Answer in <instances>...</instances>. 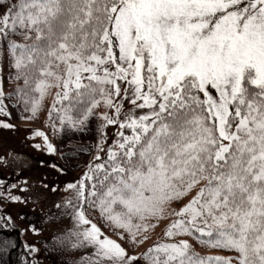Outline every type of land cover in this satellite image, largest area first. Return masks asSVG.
<instances>
[{
    "label": "snow or ice",
    "instance_id": "1",
    "mask_svg": "<svg viewBox=\"0 0 264 264\" xmlns=\"http://www.w3.org/2000/svg\"><path fill=\"white\" fill-rule=\"evenodd\" d=\"M0 52L23 82V119L55 89L61 131L102 122L105 156L67 185L77 203L65 239L92 249L86 264H264V0H0ZM4 98L0 87L10 116ZM108 126L118 130L105 150ZM86 206L133 246L175 219L131 254ZM185 236L235 255L201 256Z\"/></svg>",
    "mask_w": 264,
    "mask_h": 264
},
{
    "label": "rangeland",
    "instance_id": "2",
    "mask_svg": "<svg viewBox=\"0 0 264 264\" xmlns=\"http://www.w3.org/2000/svg\"><path fill=\"white\" fill-rule=\"evenodd\" d=\"M22 84L11 78L7 54L0 52V87L4 91L6 111L10 113V116H0V122L15 126L0 127V219L2 223L12 224V227L20 231V240L23 244L21 248L28 253L29 264H86L87 258L92 256V249L70 251L65 239L67 231L73 228L75 223L67 201L77 203L75 190H67V185L82 178L87 165L93 162L97 154L105 156V152H98L97 147L98 143H103L99 130V124L102 122L93 118L81 130H71L65 126L61 131L57 112L51 111L52 119L49 117L55 89L44 98L35 117L23 119L22 117L31 114L22 108L23 102L16 91ZM131 107L125 101L124 110L129 111ZM98 111L104 112L107 109L101 106ZM136 112L140 114V110ZM36 130L45 133L48 142L55 149L54 152L48 151L43 137L35 136ZM117 130L118 126H108L104 129L107 134V143L103 144L105 150L116 138L114 133ZM13 185L15 187H12ZM53 188L56 191H53ZM195 194L193 191L170 207L178 209ZM12 196L19 197L20 200L14 201L10 198ZM86 216L97 223L106 235L118 240L113 229L100 217L98 211L86 206ZM173 219L175 217L169 216L161 220L155 228H149L145 233L149 238L142 245L133 246L126 241L118 242L131 254H140L153 243L165 239L162 235L163 230ZM180 238L188 240L193 245V250L201 256L235 255L234 252L207 248L188 236L177 237ZM25 245L35 247L37 251L31 252ZM139 264L146 262L141 259Z\"/></svg>",
    "mask_w": 264,
    "mask_h": 264
},
{
    "label": "trees",
    "instance_id": "3",
    "mask_svg": "<svg viewBox=\"0 0 264 264\" xmlns=\"http://www.w3.org/2000/svg\"><path fill=\"white\" fill-rule=\"evenodd\" d=\"M11 71L12 70L9 68V73H11ZM19 82H21V84L23 83L22 81H19ZM22 108H24V107H22ZM50 119H52V115H51ZM30 214H34V212H30ZM27 217H28V214H27ZM39 224H41V222ZM10 227H12V224L9 225L8 223L7 224L2 223V221L0 219V228L1 229H4V230L8 231ZM7 239L8 238H6L2 234H0V264H4L5 263L6 257H7V253H8V249L10 247V245L8 246V245L5 244V241ZM11 256H12V259H13L14 263L16 262L15 264H18V263L19 264H29V262H28V253H26V251H24V249L21 248V246H17V247L12 248Z\"/></svg>",
    "mask_w": 264,
    "mask_h": 264
},
{
    "label": "flooded vegetation",
    "instance_id": "4",
    "mask_svg": "<svg viewBox=\"0 0 264 264\" xmlns=\"http://www.w3.org/2000/svg\"><path fill=\"white\" fill-rule=\"evenodd\" d=\"M0 234L8 238V241L6 240L5 244L8 246L10 245L4 264H15L16 262L14 263L11 256V250L14 248L13 245H15V247L23 245L20 240V231H18L15 227H10L8 231L0 228Z\"/></svg>",
    "mask_w": 264,
    "mask_h": 264
}]
</instances>
